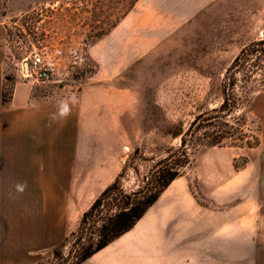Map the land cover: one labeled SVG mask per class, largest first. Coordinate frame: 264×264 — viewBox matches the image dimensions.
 <instances>
[{"label":"rangeland","instance_id":"1","mask_svg":"<svg viewBox=\"0 0 264 264\" xmlns=\"http://www.w3.org/2000/svg\"><path fill=\"white\" fill-rule=\"evenodd\" d=\"M1 21L8 30L2 111L17 83L29 88L33 103L64 102L95 86L109 92L104 103L116 102L102 120L86 119L84 136L70 138L74 155L82 147L100 149L83 183H50L58 179L48 174L52 164L63 162L33 158L0 169V264H71L88 231L81 216L101 191L121 171L122 188L137 190L158 161L180 156V138L171 133L220 102L225 68L243 46L264 37V0H0ZM35 50L54 63L49 83L20 78L21 61ZM247 127L258 146L200 147L161 193L182 183L193 214L217 225L191 242L198 250H185L189 264L193 257L244 256L251 238L262 242L264 255V232L229 220L250 204L264 228V89L254 96ZM8 138L0 126V145ZM47 140L29 137L33 157L60 145ZM106 165L115 172L104 183Z\"/></svg>","mask_w":264,"mask_h":264},{"label":"crops","instance_id":"2","mask_svg":"<svg viewBox=\"0 0 264 264\" xmlns=\"http://www.w3.org/2000/svg\"><path fill=\"white\" fill-rule=\"evenodd\" d=\"M7 34L6 23L1 21L0 106L6 75ZM29 94V88L25 84L17 83L12 88L9 107L4 111L0 107V126L5 128L9 137L5 144L0 145V169L19 168L26 159L33 158L63 162L62 165L52 164V170L48 174L50 178L59 180H50V183L67 186L72 183H83L85 170L94 163L99 164L100 149L98 145L91 146L90 149L82 147L81 150H77L78 152L75 151L74 155L70 138L76 134L84 136L86 119L93 117L102 120L108 115V108H113L116 102L104 103L102 98L109 92L100 86L87 87L77 98L54 104L30 102ZM33 135L44 136L48 139L47 143L51 141L52 144L60 145L47 149L46 152L38 151L45 152L46 155L33 157L29 150V137ZM75 169L81 176L77 177L74 174ZM103 171L99 176L103 177L102 182L106 183V179L115 172V167L106 165ZM102 182L100 178L97 181H88L90 184ZM183 188L182 183L172 184L165 194H160L156 203L141 217L142 219L137 221L140 222L138 225H134L118 237L122 238L120 243L116 242L117 238L78 264H189L188 259L183 257L185 250L190 248L198 250L199 246L192 245L191 242L213 231L211 229H215L217 225L204 224L202 217L193 214ZM261 217V214L257 215L256 221V216L252 214V206L246 204L238 213L230 214L229 220L235 227L249 226L246 232L260 233L264 232L262 224L259 223ZM192 223L196 225L193 231L190 228ZM261 244V241L251 238L244 243V256L193 257L192 260L195 264H264V255L259 252L262 249ZM205 260L208 263L200 262Z\"/></svg>","mask_w":264,"mask_h":264},{"label":"trees","instance_id":"3","mask_svg":"<svg viewBox=\"0 0 264 264\" xmlns=\"http://www.w3.org/2000/svg\"><path fill=\"white\" fill-rule=\"evenodd\" d=\"M262 89L264 37L243 46L225 68L220 102L212 108L200 110L186 130L177 129L171 133L173 137L180 138V146L175 150L180 156L172 153L158 161L146 182L131 192L122 188L119 181L121 171L94 199L79 221L80 226L87 225L88 231L84 233L83 240L79 239L71 264L84 261L129 231L180 175L182 167L190 164L191 154L200 147L223 144L248 148L258 146V136H252L247 127V113L254 96Z\"/></svg>","mask_w":264,"mask_h":264},{"label":"built area","instance_id":"4","mask_svg":"<svg viewBox=\"0 0 264 264\" xmlns=\"http://www.w3.org/2000/svg\"><path fill=\"white\" fill-rule=\"evenodd\" d=\"M54 70V63L45 52L35 50L21 61L19 75L23 80L45 84L52 80Z\"/></svg>","mask_w":264,"mask_h":264}]
</instances>
